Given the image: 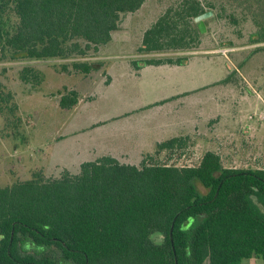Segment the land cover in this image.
<instances>
[{
    "label": "trees",
    "instance_id": "trees-1",
    "mask_svg": "<svg viewBox=\"0 0 264 264\" xmlns=\"http://www.w3.org/2000/svg\"><path fill=\"white\" fill-rule=\"evenodd\" d=\"M145 2L0 0V61L70 59L61 72L90 74L99 68L86 58L113 40L122 14ZM209 10L233 26L250 23L249 42H264V0H170L145 29L139 51L201 47L195 17ZM20 76L35 86L44 81L33 66ZM78 101V91L68 90L60 105ZM18 112L15 93L0 84V116L13 135L23 121ZM178 142L170 138L158 148ZM253 257L264 259V168L225 167L212 150L193 166L103 155L76 173L37 170L0 187V264H244Z\"/></svg>",
    "mask_w": 264,
    "mask_h": 264
},
{
    "label": "rangeland",
    "instance_id": "rangeland-1",
    "mask_svg": "<svg viewBox=\"0 0 264 264\" xmlns=\"http://www.w3.org/2000/svg\"><path fill=\"white\" fill-rule=\"evenodd\" d=\"M169 2L146 0L137 13L122 14L126 32L86 58L99 68L90 74L61 72L70 59L0 61V84L15 93L23 119L13 135L0 116V187L37 170L49 177L65 168L76 173L103 155L137 165L193 166L212 150L225 167L264 168V50L245 59L264 42H249L250 23L233 26L210 16L201 47L140 52L145 29ZM184 57L182 65L146 62ZM25 66L41 70L44 81L25 83ZM68 90L78 91L79 101L66 109L60 98ZM174 137L175 147L158 148ZM153 237L161 240L159 233Z\"/></svg>",
    "mask_w": 264,
    "mask_h": 264
},
{
    "label": "water",
    "instance_id": "water-1",
    "mask_svg": "<svg viewBox=\"0 0 264 264\" xmlns=\"http://www.w3.org/2000/svg\"><path fill=\"white\" fill-rule=\"evenodd\" d=\"M213 14H214L213 10H209L195 17V21L198 23L199 29L202 33L207 31L205 19L212 16ZM113 32H126V31L118 29V30H114Z\"/></svg>",
    "mask_w": 264,
    "mask_h": 264
},
{
    "label": "crops",
    "instance_id": "crops-1",
    "mask_svg": "<svg viewBox=\"0 0 264 264\" xmlns=\"http://www.w3.org/2000/svg\"><path fill=\"white\" fill-rule=\"evenodd\" d=\"M172 73V72H171Z\"/></svg>",
    "mask_w": 264,
    "mask_h": 264
}]
</instances>
